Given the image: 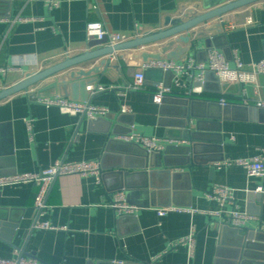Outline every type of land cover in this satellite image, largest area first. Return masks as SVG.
I'll use <instances>...</instances> for the list:
<instances>
[{
	"label": "crops",
	"instance_id": "0c3cea01",
	"mask_svg": "<svg viewBox=\"0 0 264 264\" xmlns=\"http://www.w3.org/2000/svg\"><path fill=\"white\" fill-rule=\"evenodd\" d=\"M59 1L58 7L49 10L44 0H0V19L30 17L26 23L16 22L12 28L7 21H0V67L23 60L21 71L0 74V89L28 72L64 59L66 54L74 55L90 48L86 34L88 21L101 20L109 30L133 35L165 29V19L178 16L182 6H199V12H204L233 0ZM94 4L98 6L96 10ZM223 19V26L232 21L240 26L204 36H219L216 48L223 51L231 66L235 65L234 53L244 64L263 58L264 2L225 14ZM248 19L251 23L244 24ZM209 23L210 27L220 29L216 21ZM205 26L192 30L200 32ZM163 43L115 52L111 66L101 74L92 73L89 78H97L98 83L88 86L114 87L91 96L89 92L93 104L110 110L95 122L80 114L63 113L56 106L36 103L25 92L0 101V174L38 172L58 159L103 160L107 168L100 182L94 175L72 174L55 179L47 197L49 207L40 217L53 228L33 229L37 184L2 186L0 222L17 224V228L11 232L8 226L0 227L1 258H14L20 251L34 256L40 264H214L222 226L211 212L221 206L205 196L214 184L234 188L241 210L259 218L248 222L247 227H261L264 233V192L256 191L262 179L248 177L243 166L224 164L255 157L264 150L263 115L260 111L257 116L244 111V108L256 110V101L264 100V74H259L252 84H221L214 74L206 76L204 92L199 97L218 102L225 98L233 108L226 119L204 123L203 135L207 139L195 155L191 153L188 165L144 167L140 148L109 141L118 139V135H109L108 122L112 120L115 124L122 114L125 115L123 125L131 121L132 130L146 136H167L163 122L167 115L162 114V104L155 103L152 97L158 83L170 81L165 73L145 69L142 90L119 93L133 80L141 61L138 55L143 51L158 52ZM206 51L202 38L187 56L203 61ZM97 62L75 68L89 70ZM54 78L35 86L33 93ZM185 97L173 93L167 98L174 107V100ZM122 105L128 107L127 112H122ZM28 120H32V134L27 128ZM119 164H142L143 167L124 168L130 173L128 176L112 174ZM120 183L125 187L117 189ZM118 190L124 191L130 204L137 205L134 214L117 216L107 205ZM251 193H260L261 197H251ZM169 206L187 207L195 212L158 215V207ZM192 228L195 229L192 253L187 244L173 248L171 244L187 237ZM228 253L226 249L223 255Z\"/></svg>",
	"mask_w": 264,
	"mask_h": 264
},
{
	"label": "built area",
	"instance_id": "2783aa9c",
	"mask_svg": "<svg viewBox=\"0 0 264 264\" xmlns=\"http://www.w3.org/2000/svg\"><path fill=\"white\" fill-rule=\"evenodd\" d=\"M47 8L49 10L59 6V0H44ZM93 7H98L94 4ZM224 15L211 20L216 21L220 25V32L227 31L228 29H234L240 26L236 22H230L223 26L225 19ZM7 21L10 28L16 22H25L30 20V17L26 16H16L15 18H5L0 19V21ZM251 20L248 19L244 24H250ZM203 25V24H202ZM205 27H210L209 21L204 23ZM9 28V29H10ZM206 29V28H205ZM86 34L88 40L97 39L105 40L106 45L114 46L123 41L129 40L136 36H140L143 33L136 32L133 35L114 32L109 30L105 23L101 20L88 21L86 25ZM70 56L66 54V57ZM235 65L231 66L229 60L224 55L223 51L216 47L208 48L206 51V59L199 60L195 56L189 55L183 60H172L166 59L164 56L160 59H148L147 61H141L137 64L136 71L133 80L128 83L124 90L120 91L123 94L126 91H139L142 90L145 84V69H159L163 72H171L173 74L171 79V85L167 86L164 82H160L156 85L153 92V101L157 104H162L164 99L173 93H179L185 95L186 97H199L204 92V85L206 80V73L212 71L216 78L221 84L228 83H242V84H252L256 82V78L259 74H264V56L258 61L251 62V64H244L234 53ZM52 61V60H49ZM23 60H15L12 64L0 67V74L7 75L10 72L21 71L20 64ZM33 88H29L25 93L30 94V97L34 102L43 104L45 106H56L61 112L72 115H83L87 116L88 119H98L107 116L110 110L105 106H100L93 104L90 100H74L73 98L62 97L60 95L53 96H38L33 93ZM107 89H114L113 86H105L102 84L87 86V90L91 95H95L101 91ZM221 105L229 104L225 98L219 100ZM245 104L249 105L247 102ZM256 108L264 111V100L259 99L255 103ZM128 107L122 105V112H127ZM27 128L30 134H32V120H28ZM118 139L124 142L135 143L146 149L148 152H161L167 145H180L185 143L183 140L173 139L170 137H159V136H146L135 130L127 134H122L118 136ZM225 165H240L243 166L248 177H258L262 179V184L256 188L257 192H264V150L252 158H242L233 161H225ZM102 169L100 166V161L98 160H81L72 161L66 159L56 160L50 167L38 171V172H19L14 174H0V188L2 186L9 185H21L25 183L37 184L38 189L34 199V209H35V220L33 222V229H47L53 228L48 222L41 221L40 217L44 214L46 209L49 207L47 202V197L50 188L59 176L65 175H94L97 177L98 182L102 178ZM236 190L230 186L224 184H214L208 191L205 192V196L208 199L216 200L221 208L217 211L211 212L212 215L218 218L219 225L229 226L238 230L247 227L248 222L258 220V216L243 211L239 207L235 197ZM111 207L117 216L120 215H132L137 210V205L130 204L125 196L123 190H118L112 194L111 199L107 203ZM168 212H187L192 213L195 210L180 207V206H169L157 209L159 216H163ZM195 237V229L192 228L191 233L185 237L180 238L171 245L173 248L178 247L182 244H187L190 246V252L192 253V248ZM160 256H155L154 260L158 259ZM0 264H40L34 256L26 255L18 251V254L14 258H1Z\"/></svg>",
	"mask_w": 264,
	"mask_h": 264
},
{
	"label": "water",
	"instance_id": "95a60500",
	"mask_svg": "<svg viewBox=\"0 0 264 264\" xmlns=\"http://www.w3.org/2000/svg\"><path fill=\"white\" fill-rule=\"evenodd\" d=\"M259 2H264V0H233L204 12H199V6H194L192 8L182 6L177 12L178 16H168L165 19V29L160 28L156 31H147L140 36H136L114 46L106 45L105 40L92 39L89 42L90 48L84 52L67 56L37 71L28 72L15 83L1 88L0 101L40 85L53 76H55L54 80L41 86L36 91V95L40 97L60 95L62 97L73 98L74 100H90L87 86L89 84L98 83V79L89 77H91L92 73L101 74L105 68L111 66V58L115 52L140 49L153 43L164 42L163 45L160 46L158 52L143 51L138 57L141 58L142 61L160 59L163 56L166 59L183 60L192 49L197 48V44L202 38L207 49L218 46L217 41L219 36L207 38L204 36L216 30L220 32V29L217 27L212 26L200 32L192 29L225 14ZM92 61L98 62L89 70H77L75 68L78 65ZM163 73H165L167 78H170L169 82H164L165 85L170 86L173 74L171 72ZM210 73L214 74L212 71H208L206 76ZM169 102H171V99L165 98L161 105L162 114L167 115V118L163 120L167 127L166 135L173 139L188 142V145L180 144L167 146L163 151L155 153L148 152L135 143L124 142L119 139L114 140L112 138H110L109 141L135 145L140 148L139 153L143 154L144 167L145 165L148 167H162L164 165L165 167L176 166L178 168L188 165L191 162V153L195 155L198 148L201 147L202 141L207 139L203 135L204 123L212 121L218 122L221 119H226L228 113L231 112L233 108L230 103L223 106L218 101L201 97L178 98L173 101L175 102L174 107H171ZM244 111L248 113L251 112L254 116H257L260 111L264 118V111L261 109L244 108ZM124 118L125 115L122 114L116 119L115 124L112 120L108 122L109 135L119 136L132 131L133 123L131 121H126L124 126ZM96 120H100V118L93 119L91 122H95ZM103 162V160L100 162L103 172L102 177H104V171L107 170ZM142 164L139 166H136V164H134V166L130 164L126 166L125 164H119L116 165L115 169L113 168L115 171L112 170V174L117 173L128 176L130 173L123 170L124 168L126 169L130 166L131 168L132 166L137 168L143 167ZM116 169H118V171H116ZM167 172L170 173L169 170ZM173 177L176 178L177 175ZM117 187H119L117 189H121L124 188L125 185L120 183ZM250 195L256 198L261 197L260 193H251ZM6 226L12 228L10 229L11 232L13 228H17V224L0 222V227H2V229H5ZM219 236L220 241L217 261H215L214 264H264V233L261 227L259 229L246 227L245 229L238 230L229 226H223ZM226 249H229V253L223 255ZM110 264L113 263L111 262Z\"/></svg>",
	"mask_w": 264,
	"mask_h": 264
}]
</instances>
